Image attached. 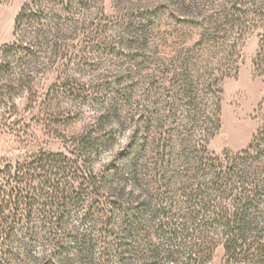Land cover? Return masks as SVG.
Here are the masks:
<instances>
[{
  "label": "rangeland",
  "instance_id": "rangeland-1",
  "mask_svg": "<svg viewBox=\"0 0 264 264\" xmlns=\"http://www.w3.org/2000/svg\"><path fill=\"white\" fill-rule=\"evenodd\" d=\"M29 2L0 0V171L43 154L74 160L80 139L90 136L92 148L75 164L112 181L115 191L97 194L96 215L70 207L64 236L87 232L91 254L72 264H97L105 238H115L105 220L118 232L120 209L146 197L155 210L172 197L184 205L196 178L205 177L200 156L230 165L264 125V0H39L40 12L16 31ZM77 194L87 198L84 207L95 197L91 188ZM39 211L18 215L17 227L31 220L43 231ZM27 235L22 230L9 248L0 240L2 264L42 263L47 237ZM259 237L264 243V229ZM217 239L208 264H227ZM259 255L241 264H264Z\"/></svg>",
  "mask_w": 264,
  "mask_h": 264
},
{
  "label": "trees",
  "instance_id": "trees-1",
  "mask_svg": "<svg viewBox=\"0 0 264 264\" xmlns=\"http://www.w3.org/2000/svg\"><path fill=\"white\" fill-rule=\"evenodd\" d=\"M38 1L31 0L22 7L15 20L16 31L25 24L26 18L40 12ZM262 47L258 56L261 62L264 43ZM260 61H255L257 70ZM260 108L264 110V98ZM220 111L218 103L215 131L221 127ZM93 144L90 136L81 138L74 160L62 154H43L29 163L7 166L0 171L2 248L3 245L9 248L14 236L23 230L31 239L42 233L47 237L51 249L38 264H72L77 255L91 254L87 232L66 237L64 223L70 207L73 210L88 208L85 214L96 215L91 213L94 205L102 202L97 194L102 190L115 191L110 185L112 181L98 180L90 167L75 164ZM133 162L130 174L135 176L139 161L135 158ZM198 164L205 167L206 173L200 175L205 177L196 178L191 195L185 194L186 200H182L184 205L179 206L172 197L168 203L161 200L162 204L155 210L153 197H146L136 206L120 209L118 232L113 228L116 222L105 220L102 226L107 228L106 233L114 232L115 238L113 242L105 238L97 264H208L221 243L217 239L219 235L224 240L227 264L252 263L249 256L264 254V243L259 237L264 229V125L258 128L248 148L232 158L230 165L224 164L221 158L207 155L200 156ZM80 168L85 169L84 173L75 175V172L81 173ZM113 172L112 177H115L117 171ZM70 174L73 177L69 181ZM165 187L162 195L168 193L169 183ZM90 188L95 197L90 196V205L84 207L83 200L87 198L82 199V194L74 196V193ZM111 203L114 207L110 210L114 213L119 207L116 199H111ZM188 203L190 206H186ZM184 207L189 208L190 216L181 214ZM152 208L155 214L149 220L146 216ZM35 209L46 215L42 233L31 220L25 223L24 229H19L18 215L27 212L30 217Z\"/></svg>",
  "mask_w": 264,
  "mask_h": 264
}]
</instances>
